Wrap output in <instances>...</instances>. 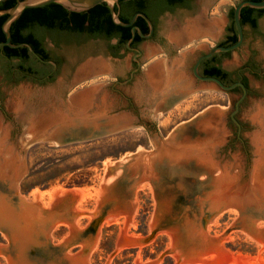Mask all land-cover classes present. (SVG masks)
<instances>
[{
  "label": "rangeland",
  "instance_id": "rangeland-1",
  "mask_svg": "<svg viewBox=\"0 0 264 264\" xmlns=\"http://www.w3.org/2000/svg\"><path fill=\"white\" fill-rule=\"evenodd\" d=\"M240 1L166 16L170 58L145 46L149 62L120 92L109 87L130 53L73 55L42 89L7 80L0 65V264H264V36L222 58L232 72L255 70L240 137L241 90L184 80ZM94 104L138 114L112 133L61 130Z\"/></svg>",
  "mask_w": 264,
  "mask_h": 264
},
{
  "label": "flooded vegetation",
  "instance_id": "flooded-vegetation-1",
  "mask_svg": "<svg viewBox=\"0 0 264 264\" xmlns=\"http://www.w3.org/2000/svg\"><path fill=\"white\" fill-rule=\"evenodd\" d=\"M18 1L0 0V10L9 9L15 6ZM102 4L108 9L103 22L96 31L92 29L90 22L85 17L90 9L73 11L57 2L39 7H26L20 15L22 24L19 31L10 28V43L13 46L3 44L7 40V35L3 30V23L7 15H2L5 17L0 19V65L3 63L8 65L5 70L7 80L26 82L42 89L53 81L63 62L71 59L73 55H81L92 50H105L106 52L100 55L103 59L120 61L130 53V66L126 74L124 76L117 75L115 82L109 87L113 92H120L119 87L132 83L149 62L143 60L145 46L152 45L162 50L154 57L163 55L166 59L170 58L171 54L161 33L166 16H172L181 11L194 10L197 0H119L114 5L115 13L118 14L119 20L127 25L117 24L114 21L111 8L106 3ZM215 7L216 3L210 6V15ZM255 16L241 17L244 39L238 48L217 52L213 56L203 59L198 67L199 74L218 77L225 84L242 81L247 87V95L241 101L240 107L251 94L245 72L249 71L253 75L255 70L249 64L246 69H240L236 73L232 72L224 67L222 58L247 44L251 47V42L256 35L264 36V28H260L258 25V21L264 19V12ZM227 18L228 22L222 35L216 41V46H230L238 41L234 10L228 12ZM133 19H135L134 22L128 25ZM254 19H256V24ZM18 34L21 36L19 41L16 38ZM249 40L251 41L249 42ZM194 41L191 42L194 43ZM195 45L186 50L189 51ZM173 48L175 49V46ZM178 51L180 53L181 48ZM207 52L201 53L196 58L190 69L192 73L197 60ZM117 69L116 66L115 70ZM234 89H240L241 96L243 95L244 91L241 86ZM124 110L138 114V111L130 105L124 107ZM233 122L238 126V137H240L242 124L239 122L240 125H238L234 120Z\"/></svg>",
  "mask_w": 264,
  "mask_h": 264
},
{
  "label": "water",
  "instance_id": "water-1",
  "mask_svg": "<svg viewBox=\"0 0 264 264\" xmlns=\"http://www.w3.org/2000/svg\"><path fill=\"white\" fill-rule=\"evenodd\" d=\"M51 2H57L64 7L73 10V11H85L89 10L98 4L106 3L112 10L113 12V18L114 21L117 24L121 25H127L122 23L119 20L118 14L115 13L114 5L119 2V0H22L18 1L17 4L9 9H3L0 10V16L2 15H7V18L5 19L3 23V30L5 34L7 35V40L3 42L4 45H10L13 46L10 43L11 40V24L15 19H17L23 10L26 7H39L42 5H45L47 3ZM244 7H251V8H264V0H241L237 6L234 8V21L237 27L238 31V41L237 43L230 45V46H216L210 49L206 54L202 55L196 62L193 73H192V78L189 76L187 77L186 81H189V86L193 89L200 88V90H208L213 88L214 86H217V88L223 90V91H230L234 89L237 86H241L243 88V95L239 98V100L236 102V108L232 112L231 116L232 119L240 125L239 121L235 117V114L238 113L239 108H240V103L241 101L246 97L247 95V87L242 81H237L233 84H225L223 83L218 77L215 76H203L199 74L198 72V67L201 63V61L205 58L213 56L217 52L221 51H230L238 48L244 39L243 35V26L241 24V12ZM144 17H146L143 14ZM135 19L128 25L132 24ZM143 35V33L141 32ZM199 38V36L195 37ZM201 38V37H200ZM195 40V39H194ZM197 40V39H196ZM32 49V48H31ZM96 58V57H93ZM97 58H102V57H97ZM92 61V59L89 61V63ZM182 82V81H181ZM96 103V102H95ZM92 107L86 109L85 111H82L78 114H81L83 119L79 121H75V118L71 120V125L65 126L63 131L66 129L68 130H79L82 129L84 125L86 124L88 129L90 128L91 130L96 131L95 133H104L107 134L108 132H116L120 130H124L130 126V123L132 122L133 118V113L127 110H121V111H115L113 108H106V110H100V107L97 106L96 104L91 105ZM66 113L71 114L70 111H66ZM63 127V126H61ZM99 129V130H98ZM163 143L168 147L169 145H172V142L169 140L163 141ZM226 176V175H225ZM221 179V177H219ZM17 176L14 175L11 178V187L12 189L14 188L16 184ZM251 180L250 178L249 182L251 185ZM4 226L2 225L0 221V229H2Z\"/></svg>",
  "mask_w": 264,
  "mask_h": 264
},
{
  "label": "trees",
  "instance_id": "trees-1",
  "mask_svg": "<svg viewBox=\"0 0 264 264\" xmlns=\"http://www.w3.org/2000/svg\"><path fill=\"white\" fill-rule=\"evenodd\" d=\"M107 7L103 4H98L97 6L91 8L85 15L86 20L90 22V25L93 30H98L101 23L103 22V19L105 17V14L107 13ZM91 12V13H89ZM264 12V8H251V7H244L241 12V17H248L250 15H261V13ZM255 16V17H256ZM5 16H1L0 19H3ZM256 24V19H254ZM22 21L20 19V16L13 21L11 24V28L15 31H19L21 27ZM17 41L21 40V36L19 34L17 35Z\"/></svg>",
  "mask_w": 264,
  "mask_h": 264
},
{
  "label": "bare ground",
  "instance_id": "bare-ground-1",
  "mask_svg": "<svg viewBox=\"0 0 264 264\" xmlns=\"http://www.w3.org/2000/svg\"><path fill=\"white\" fill-rule=\"evenodd\" d=\"M184 80L186 81V78Z\"/></svg>",
  "mask_w": 264,
  "mask_h": 264
},
{
  "label": "crops",
  "instance_id": "crops-1",
  "mask_svg": "<svg viewBox=\"0 0 264 264\" xmlns=\"http://www.w3.org/2000/svg\"><path fill=\"white\" fill-rule=\"evenodd\" d=\"M181 79H182V78H181ZM180 81H182V80H180ZM180 81H179V82H180Z\"/></svg>",
  "mask_w": 264,
  "mask_h": 264
}]
</instances>
